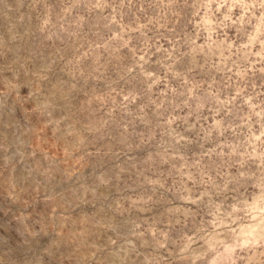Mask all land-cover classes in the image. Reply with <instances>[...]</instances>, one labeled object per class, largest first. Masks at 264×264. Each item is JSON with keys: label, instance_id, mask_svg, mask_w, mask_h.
<instances>
[{"label": "clouds", "instance_id": "obj_1", "mask_svg": "<svg viewBox=\"0 0 264 264\" xmlns=\"http://www.w3.org/2000/svg\"><path fill=\"white\" fill-rule=\"evenodd\" d=\"M0 264H264V0H0Z\"/></svg>", "mask_w": 264, "mask_h": 264}]
</instances>
